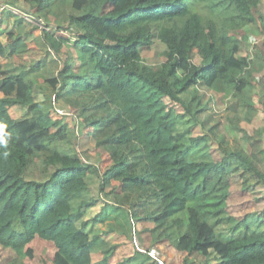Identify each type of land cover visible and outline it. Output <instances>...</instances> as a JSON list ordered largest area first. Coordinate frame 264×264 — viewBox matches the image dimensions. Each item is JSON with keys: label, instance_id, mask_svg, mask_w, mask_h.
Listing matches in <instances>:
<instances>
[{"label": "trees", "instance_id": "trees-1", "mask_svg": "<svg viewBox=\"0 0 264 264\" xmlns=\"http://www.w3.org/2000/svg\"><path fill=\"white\" fill-rule=\"evenodd\" d=\"M263 8L0 0V264H264L252 96L258 84L264 112V73L251 70L264 61ZM157 42L162 60L150 63ZM225 100L212 123L208 109ZM92 151L108 154L103 169ZM236 194L250 196L239 211ZM38 236L55 243L51 259H37ZM122 244L132 251L119 256Z\"/></svg>", "mask_w": 264, "mask_h": 264}, {"label": "rangeland", "instance_id": "rangeland-1", "mask_svg": "<svg viewBox=\"0 0 264 264\" xmlns=\"http://www.w3.org/2000/svg\"><path fill=\"white\" fill-rule=\"evenodd\" d=\"M19 4L24 5V3L19 2ZM165 49V45L161 42H157L156 46L153 47L152 49L146 51V53H144V58L146 61L150 62V63H158L162 60L161 54L162 51ZM257 60H254V62H256ZM264 63V62H263ZM254 69V73L255 76L258 77L259 75L264 73V65L258 62H256V64L253 66ZM261 93V88L258 86V84H255L254 89H253V96H254V101L255 103H258V99H259V95ZM227 101L225 100L223 101L222 105L220 106H214V108H209L207 115L210 114L212 116V123L217 122L218 120L221 119L222 114L224 113V108L227 106ZM259 105V104H258ZM57 108L61 111V113L66 114V119L72 123H76L75 118L72 116V113L69 112L63 105L61 104H56ZM263 109V108H262ZM263 112V111H262ZM262 121L258 122V124L263 125L264 126V112H263V117L261 118ZM21 130L24 133H27L28 131H30L34 125L30 124L28 121H24L21 122L19 124ZM221 129H224L223 123L220 124ZM89 153V152H88ZM92 153V154H91ZM100 156L101 158L97 157ZM86 160H89L90 162H93L95 164H98L100 166L101 169H103L109 162V157L107 153H103L102 155H100V153H96L94 151L90 152L89 155L86 156L85 158ZM250 196L247 195H241V194H236L235 197L231 200V209L236 208L238 211L242 210L240 206V204L242 202L246 203L249 200ZM100 206L97 205L95 207H93L91 209V213L96 212L97 210H99ZM102 224H99V226H101ZM135 242L136 244H140L141 245V239L138 236V234L135 232ZM31 246H35L37 247V253H39V256H37V259H39L40 261L42 260V258H46L51 259L56 251V246L55 243H53L52 241H49L47 239L41 238V237H36L35 240L30 244ZM132 251V247H129L127 244H122L121 247L119 248V251H117V254L119 256L121 255H125L129 252ZM155 254V253H153ZM10 256L9 255V251L8 250H3L0 258L2 259V262H6L7 257ZM27 262H31L30 259H28V257L26 258Z\"/></svg>", "mask_w": 264, "mask_h": 264}, {"label": "crops", "instance_id": "crops-1", "mask_svg": "<svg viewBox=\"0 0 264 264\" xmlns=\"http://www.w3.org/2000/svg\"><path fill=\"white\" fill-rule=\"evenodd\" d=\"M262 2H263V4H264V0H262ZM263 12H264V8H263ZM262 39V36H260V37H258V42L260 41ZM256 62H258L259 63V65H260V63L261 64H263L264 65V61H262L261 59H258ZM256 62H253V64H252V67H251V70H252V72L254 73V69H253V66L256 64ZM260 76V75H259ZM258 76V77H259ZM258 77H256L255 76V73H254V76H253V78H254V80H256ZM259 86V85H258ZM260 87V86H259ZM261 88V87H260ZM254 89V88H253ZM262 94V89H261V93H260V95ZM260 95H259V97H260ZM252 96H253V94H252ZM253 103H254V105L256 106V107H258L259 108V110L261 111V113H260V115L259 116H257V120H258V122H261L262 121V117H263V112H262V108H263V106H262V104L260 103V101H259V99H258V103H255V101H254V96H253ZM227 104H228V102H227ZM226 104V105H227ZM259 104V105H258Z\"/></svg>", "mask_w": 264, "mask_h": 264}, {"label": "built area", "instance_id": "built-area-1", "mask_svg": "<svg viewBox=\"0 0 264 264\" xmlns=\"http://www.w3.org/2000/svg\"><path fill=\"white\" fill-rule=\"evenodd\" d=\"M29 19H30L31 21H34V19H31V18H29ZM64 32H65V34H67L68 36H70V37H72V38H75L76 32H75V30H74L73 27L66 26ZM141 250H142V249H141ZM153 253H155V254H153ZM151 254H152L153 256H155V257L158 256V252H157L156 250H153V251L151 252Z\"/></svg>", "mask_w": 264, "mask_h": 264}]
</instances>
